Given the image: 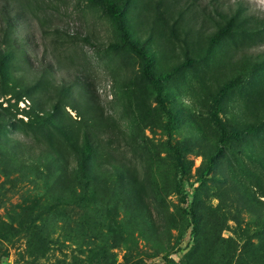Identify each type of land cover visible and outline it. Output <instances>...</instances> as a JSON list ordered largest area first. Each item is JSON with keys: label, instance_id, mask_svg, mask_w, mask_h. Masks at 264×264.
I'll return each instance as SVG.
<instances>
[{"label": "rangeland", "instance_id": "obj_1", "mask_svg": "<svg viewBox=\"0 0 264 264\" xmlns=\"http://www.w3.org/2000/svg\"><path fill=\"white\" fill-rule=\"evenodd\" d=\"M13 1L22 15L15 38L31 59L49 65L57 85L78 82L91 94L95 108H81L86 116L103 113L106 122L93 128L95 162L112 168L113 177L94 193L76 190L80 200L70 202V193L58 192L52 166L41 162L43 131L28 119V101L19 102L0 137L9 147L6 154L0 146V264H199L200 254L206 264L251 261L245 242L251 239L257 254L255 234L264 225V27L256 22L264 19V0H197L195 20L190 12L174 13L175 0H116L132 33L152 52L156 74L202 57L210 33L225 22L212 15L214 2L223 13L242 5L232 35L215 47L221 61L182 67L162 82L173 116L170 137L168 116L141 74L142 59L123 43L98 0ZM184 1L176 0L179 7ZM51 91L42 81L40 97ZM251 126L256 131L248 132ZM231 132L237 136L221 143ZM172 146L184 162L187 205L199 216L195 236L182 211ZM59 151L76 166L71 148ZM16 153L20 163L11 157Z\"/></svg>", "mask_w": 264, "mask_h": 264}, {"label": "trees", "instance_id": "obj_2", "mask_svg": "<svg viewBox=\"0 0 264 264\" xmlns=\"http://www.w3.org/2000/svg\"><path fill=\"white\" fill-rule=\"evenodd\" d=\"M98 1L111 15L123 43L142 59L141 74L145 81L155 90V100L168 116L167 132L170 137L173 116L164 105L162 82L169 80L171 76L182 67L191 66L201 61H221V59L215 56V47L224 37L232 35L238 23L237 14L242 13V5L238 3V5L236 4L237 7H229L227 11L223 13V11L219 9L220 2H214V4H212L214 6L212 15L222 18L225 22L216 32L210 33L202 57L199 60L186 58L185 61L181 65L175 67L173 71L156 74L153 71V54L146 45L139 40L138 36L132 33L125 14V6H121L116 0ZM189 1L191 3L188 4L185 0L184 6L179 7L180 1L176 2L175 0L171 7L173 12L180 16H183L185 12H190L189 16H195V20L196 13H193L195 10L191 8H198L195 6L197 0ZM18 9H20V6L13 0H0V29L3 32V45L0 46V137H4L7 128L11 125V120L14 117V110L18 103L22 100H27L29 103V112L26 113L28 119L30 118L32 120V125L39 126L43 131L44 142L41 144L42 147L40 149L42 152L41 157L43 156L41 162L45 163L44 167H48L49 165L52 166L55 175L54 184L58 192L66 191L70 193L73 198L70 202H73V200L77 202L80 198L76 195V190H79L81 193L90 187L91 192L94 193L96 184L110 181L113 177L112 168L103 169L95 162L97 142L94 138L93 128L97 125L103 126L106 121L102 112L100 113V117H94L95 114L86 116L88 111H81L83 107L91 111V109L95 108V105L91 101V94H87V91L82 89L78 82L70 86L64 84L57 85L51 78L50 66L48 65L46 67L44 65L43 68H41L40 63H35L28 55L26 47L24 46L25 44H19L17 41L18 38H15L14 34V28L17 24H20L22 16ZM202 12L204 14L205 10L203 9ZM261 20L263 21L256 22L264 27V19ZM66 37L70 38L68 35ZM25 42L28 44L29 40H25ZM262 62L254 63L253 67L258 68ZM239 72H241V70ZM42 81L47 83L49 81L51 90H54L46 97H44L43 93V98L40 97ZM225 88L226 85L223 89ZM76 90L79 91V94L75 92ZM223 92L222 89H219V95L214 100L212 112L214 117H217L219 113V97L223 95ZM74 94H77L76 97H74ZM73 99L78 100L79 103L76 102L74 103L75 105H72ZM63 102L64 104H62ZM62 106L70 108L80 119L78 121L72 120L71 116L64 111L65 109L62 108ZM258 109L261 110L260 105ZM82 126H85L84 130L80 129ZM256 129V126H251L247 131L253 132L256 131ZM79 133L80 136H78ZM236 136V133L231 132L228 135H223L220 138V142L225 143L230 137L233 138ZM73 141H75V145L72 147L71 142ZM5 145L3 141L0 142V146L3 147V153L7 154L9 152V147ZM61 145H65L75 152L78 160L75 167L70 165L69 160L60 153L59 149ZM172 148L175 152L177 166L180 169L181 202L183 205H186L182 211L192 223V234L195 236L199 232V216L195 210L189 208L187 205V194L183 186L185 179L184 162L177 147L172 146ZM262 151L263 150H261L260 153H262ZM260 153H257L256 157L260 156ZM11 157L14 161L19 163V160L22 159L17 153L15 156L12 155ZM260 196L264 198V191L262 193L260 192ZM57 197L58 200H62L60 194H58ZM252 200L257 203L258 206L261 204L260 200L256 197H253ZM62 202L64 201L62 200ZM249 202H251V200H249ZM261 216L264 217V209L261 210ZM255 235L260 244L259 251L256 254L254 244L251 242V239H248L245 242L248 246L246 256L248 254V260L251 261H246L245 264H264V225L256 231ZM249 245H252L253 248H249ZM203 257L204 256L201 254L198 256L199 264H206L205 260L203 261Z\"/></svg>", "mask_w": 264, "mask_h": 264}]
</instances>
